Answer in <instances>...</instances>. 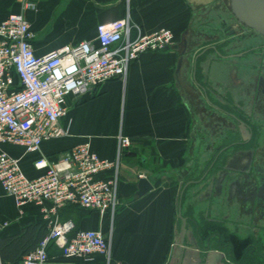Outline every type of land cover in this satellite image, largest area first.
Listing matches in <instances>:
<instances>
[{"label":"crops","instance_id":"1","mask_svg":"<svg viewBox=\"0 0 264 264\" xmlns=\"http://www.w3.org/2000/svg\"><path fill=\"white\" fill-rule=\"evenodd\" d=\"M34 1L37 9L25 14L35 34L37 55L93 40L97 24L119 20L127 14L145 33L160 28L171 30L174 35L171 46L181 45L183 38L187 40L178 76L175 69L179 50L144 52L130 64L125 84L113 80L89 94L66 98L67 114L60 121L68 130L65 137L44 142L36 153L0 146L20 159L28 176L35 177L40 171L33 164L41 157L55 163L72 147L88 141L98 156L115 161L118 132L122 131L131 141L118 158L117 204L113 214L77 206L61 208L56 214L60 222H72L75 230H94L108 238L109 263L102 257L65 258L52 246L46 264H195L189 256L183 262L177 256L172 262L179 229L176 203L179 188L194 174L191 162L197 156L206 158L209 153L206 146H198V134L221 133L226 129L237 132L234 121L213 103L219 101L217 92L222 84L227 85L229 78L236 90L241 89L243 82L239 69L220 56L224 54L223 36L217 37V29L210 22L214 4L218 1L222 5V0ZM21 4L22 0H0V19L19 12ZM218 16L221 20V14ZM49 24L54 32L65 30L69 41L62 40L53 46L37 44L40 36L37 31H45ZM178 77L181 84L176 81ZM140 177L146 178L152 189L137 197ZM192 204L189 194L183 212L193 214L202 209L199 204L195 207ZM225 215L226 221L231 222L228 231H235L237 218ZM54 218V214L44 215L39 206L27 204L18 208L0 188V223L7 222L0 236L15 235L29 223H45L49 229L48 221ZM257 261L254 255L248 256L249 264ZM208 263L207 259L203 264ZM214 264L222 261L216 259Z\"/></svg>","mask_w":264,"mask_h":264},{"label":"built area","instance_id":"2","mask_svg":"<svg viewBox=\"0 0 264 264\" xmlns=\"http://www.w3.org/2000/svg\"><path fill=\"white\" fill-rule=\"evenodd\" d=\"M34 0H22L21 10L0 19V146H14L25 153L40 151L46 141L68 134L60 121L67 114L66 98L89 94L107 82L126 81L128 68L147 51H162L173 43V33L160 28L145 33L124 18L99 23L93 40L62 46L45 54L34 50L35 34L25 12L35 11ZM130 139L117 134V159L101 158L85 141L72 147L55 163L37 159L40 174L28 176L20 159L0 149V188L21 208L41 207L48 221L46 236L18 264H46L49 247L65 258L102 257L109 263L110 240L98 231L75 230L60 222L57 211L67 206L114 212L117 204L118 158ZM47 205L49 207H47ZM7 222L0 223V230Z\"/></svg>","mask_w":264,"mask_h":264},{"label":"flooded vegetation","instance_id":"3","mask_svg":"<svg viewBox=\"0 0 264 264\" xmlns=\"http://www.w3.org/2000/svg\"><path fill=\"white\" fill-rule=\"evenodd\" d=\"M223 3L227 14L221 17L217 30V37L223 36L224 54L220 56L239 69L243 82L236 90L229 78L217 92L219 101L213 104L234 121L237 132L226 129L196 136L198 146H206L209 153L191 162L194 174L179 188L176 240L182 236V244L177 247L195 264L205 263L213 252L223 255L222 264H237L231 255L232 243L225 240L228 238L239 250L258 259L253 264H264V38L239 24L230 13L228 0ZM183 49L179 45L178 50ZM176 81L181 84L179 77ZM189 194L192 206L202 207L193 214L183 212ZM226 213L237 218L235 231H228L231 222L226 221Z\"/></svg>","mask_w":264,"mask_h":264},{"label":"water","instance_id":"4","mask_svg":"<svg viewBox=\"0 0 264 264\" xmlns=\"http://www.w3.org/2000/svg\"><path fill=\"white\" fill-rule=\"evenodd\" d=\"M228 6L230 13L234 17L237 22L260 36L264 38V0H228ZM183 50L180 52L176 69H175V76L179 75V72L181 70L182 64L185 59V52L187 48V40L183 39L182 44ZM174 49L178 50L179 45L174 46H167L164 48V50ZM220 55V54H219ZM241 131H245V127H240ZM152 189V185L146 178L140 177L137 182V192L136 196L140 197L146 194L148 191ZM260 194H258V197ZM262 197V196H261ZM182 244V236L176 240V247L177 245ZM181 257V261H185L187 259L186 255H182L181 249L179 247L176 248V251L173 254L172 262L175 261L176 257ZM223 255L218 252H213V254L208 258V264H214L216 259L222 260Z\"/></svg>","mask_w":264,"mask_h":264},{"label":"trees","instance_id":"5","mask_svg":"<svg viewBox=\"0 0 264 264\" xmlns=\"http://www.w3.org/2000/svg\"><path fill=\"white\" fill-rule=\"evenodd\" d=\"M47 233L48 228L45 223H29L15 235L7 237L0 236V263L18 264L26 254L36 248ZM232 246L234 248L231 252L232 257L241 263H244V261L248 262V254L239 250L234 244H232ZM50 247H52V245ZM237 258H239V260Z\"/></svg>","mask_w":264,"mask_h":264},{"label":"rangeland","instance_id":"6","mask_svg":"<svg viewBox=\"0 0 264 264\" xmlns=\"http://www.w3.org/2000/svg\"><path fill=\"white\" fill-rule=\"evenodd\" d=\"M215 2V1H214ZM225 3H223V5L221 6V3H218V1L214 4V13L211 14V24H212V27L214 28H217V30H219V25H220V17L218 16L219 14H221V17H225L226 14H227V9L225 7ZM219 13V14H218ZM49 27H47L45 29V31H43V29L39 31H37L39 33L40 36H38V38L36 39V43L37 44H43V46H53L57 43H59L60 41L62 40H65V41H69V39H67V34L64 32L65 30H61V31H58V32H54V30H50L51 29V24L48 25ZM214 28V29H215ZM50 30V31H49ZM53 31V32H52ZM171 31V30H170ZM67 32V31H66ZM172 32V31H171ZM57 33H60V34H57ZM174 36V35H173ZM165 50H162V51H147V52H164ZM122 109V108H121ZM231 234V233H230ZM225 240H227V242L231 243L232 244H236L234 243L233 241H231V239H228L226 238ZM236 254V253H235ZM238 255V254H237ZM248 256H251L249 255L248 253ZM239 260V258H237ZM235 260V259H234ZM251 261H253V259L251 258ZM249 261V263L251 262ZM234 263H239L238 261L235 260Z\"/></svg>","mask_w":264,"mask_h":264}]
</instances>
